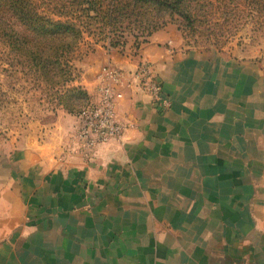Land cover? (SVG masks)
<instances>
[{"label": "crops", "instance_id": "0c3cea01", "mask_svg": "<svg viewBox=\"0 0 264 264\" xmlns=\"http://www.w3.org/2000/svg\"><path fill=\"white\" fill-rule=\"evenodd\" d=\"M162 55L155 71L168 111L156 112L130 79L116 110L122 138L89 159L33 137L9 152L0 141V264H165L154 258L160 240H174V256L177 234L231 242L183 244L184 257L169 264H259L248 257L264 250L256 95L250 84L242 95L238 68ZM118 64L137 70L136 60ZM151 235L154 259L136 243Z\"/></svg>", "mask_w": 264, "mask_h": 264}, {"label": "rangeland", "instance_id": "374dc122", "mask_svg": "<svg viewBox=\"0 0 264 264\" xmlns=\"http://www.w3.org/2000/svg\"><path fill=\"white\" fill-rule=\"evenodd\" d=\"M24 2L50 22L73 26L79 37L75 41L67 37L66 45H48L42 58L46 68L38 69L30 57L12 52L0 34V141L7 152L24 148L33 137L37 143L51 146L52 151L60 147L64 153L80 154L78 119L83 110L97 103L101 85L119 81L117 84L125 87L130 79L139 83L135 76L141 66L158 69L162 54L170 51V57L195 56L214 66L238 68L245 97L250 84L252 99L256 95L257 171L264 181V0ZM0 20L4 28L22 32L13 14L0 13ZM67 44L69 47L61 51ZM56 49L60 50L57 55ZM157 56L160 61L153 60ZM126 60H136L134 73L119 66ZM112 69L116 70L117 80L109 79L108 71ZM260 223L263 234L259 237L264 243V219ZM163 230L167 231V226ZM176 236L181 245L177 251L172 250L174 256L167 250V244L174 240L167 237L160 240L165 246L160 252L156 235L139 236L141 241L136 243L145 246L150 259L162 258L169 264L170 259L184 257L183 244L208 242L212 237L231 242L226 234ZM152 249L157 252L154 258ZM248 253L259 264L264 262V250Z\"/></svg>", "mask_w": 264, "mask_h": 264}, {"label": "built area", "instance_id": "2783aa9c", "mask_svg": "<svg viewBox=\"0 0 264 264\" xmlns=\"http://www.w3.org/2000/svg\"><path fill=\"white\" fill-rule=\"evenodd\" d=\"M115 69L109 70V79L117 80ZM135 78L151 100L156 112L164 113L170 108V101L163 92L153 67L141 66ZM117 83L119 81H116ZM103 84L99 88L97 103L80 113L77 126V142L80 154L89 159L101 146L112 140H120L124 126L117 118V106L124 99L123 84Z\"/></svg>", "mask_w": 264, "mask_h": 264}, {"label": "trees", "instance_id": "16d2710c", "mask_svg": "<svg viewBox=\"0 0 264 264\" xmlns=\"http://www.w3.org/2000/svg\"><path fill=\"white\" fill-rule=\"evenodd\" d=\"M5 12L13 14L22 32L19 33L9 27L4 28L0 20V34L8 41L12 52L30 57L38 69L46 68L42 58L49 50L48 45L57 42L66 45L67 37H71L73 41L79 37V32L73 26L46 20L30 10L24 0H0V13ZM68 47L67 44L61 51ZM59 51L56 49L55 55Z\"/></svg>", "mask_w": 264, "mask_h": 264}]
</instances>
